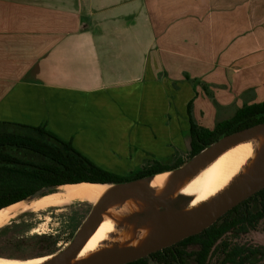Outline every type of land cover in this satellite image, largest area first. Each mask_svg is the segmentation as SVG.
Masks as SVG:
<instances>
[{"label":"crops","instance_id":"1","mask_svg":"<svg viewBox=\"0 0 264 264\" xmlns=\"http://www.w3.org/2000/svg\"><path fill=\"white\" fill-rule=\"evenodd\" d=\"M264 101V0H0V122L132 176ZM232 116H222L230 109Z\"/></svg>","mask_w":264,"mask_h":264},{"label":"trees","instance_id":"2","mask_svg":"<svg viewBox=\"0 0 264 264\" xmlns=\"http://www.w3.org/2000/svg\"><path fill=\"white\" fill-rule=\"evenodd\" d=\"M189 114L192 140L188 158L223 134L264 122V101L244 105L233 117L220 121L214 129H206L196 123L192 115V103L189 104ZM185 161L180 158L174 164L155 162L134 175L125 177L99 167L78 152L70 142L52 135L44 127L0 122V208L15 203L44 186L82 181H123L174 168ZM262 218L264 189L229 210L204 231L159 250L152 257L160 264H207L212 248L226 233L240 235V232L255 228ZM190 242L200 244V249L194 252L191 262L186 259L191 255L186 251ZM225 250L224 260H230L234 264H258L259 255L264 257V247L238 243L232 245L226 242ZM126 264H150V257Z\"/></svg>","mask_w":264,"mask_h":264},{"label":"water","instance_id":"3","mask_svg":"<svg viewBox=\"0 0 264 264\" xmlns=\"http://www.w3.org/2000/svg\"><path fill=\"white\" fill-rule=\"evenodd\" d=\"M263 131L264 122L229 134H223L216 141L206 145L205 148L190 157L183 164L153 174L123 181H82L41 187L27 197L8 205L19 204L20 207L8 218L3 227L12 223L19 216L27 212L25 207L31 202L47 195L61 193L62 186L66 184H79L83 182L98 184L103 186L105 191L97 202L92 203L89 200H76L90 204L91 209L77 228L69 243L59 251L33 258L48 256V259L40 264H126L140 258L150 257V264H160L152 257L153 253L204 231L229 210L258 191L264 189V146L257 157L254 167L248 171L239 184L213 201L191 211H181V207L189 201V198L171 197L168 193L151 190L146 185L149 179L156 174L168 171H175L178 177H186L195 172L204 162L212 159L226 147L249 135ZM126 197H130L138 202L149 201L150 205L149 208L143 212L119 219L117 222L118 225H134L142 229L152 227L154 229V238L149 242L129 248L116 247L114 249H103L91 256L76 261L79 252L106 220V211L108 208L125 200ZM76 201H72L71 203ZM3 208H0V210Z\"/></svg>","mask_w":264,"mask_h":264},{"label":"bare ground","instance_id":"4","mask_svg":"<svg viewBox=\"0 0 264 264\" xmlns=\"http://www.w3.org/2000/svg\"><path fill=\"white\" fill-rule=\"evenodd\" d=\"M263 146L264 131L257 132L226 147L186 177L181 178L175 171H168L152 176L146 185L151 190L168 193L171 197L189 198L181 207V211H191L213 201L239 184L254 167ZM104 191L103 186L88 182L66 184L62 186L61 193L34 200L25 209L40 211L76 200H89L95 203ZM149 205V201L138 202L126 197L125 200L108 208L106 220L79 252L76 261L103 249L129 248L151 241L154 238L152 227L142 229L134 225L119 226L117 223L119 219L147 210ZM19 207V204H15L0 210V228ZM46 259L48 256L29 260L0 256V264H40Z\"/></svg>","mask_w":264,"mask_h":264},{"label":"rangeland","instance_id":"5","mask_svg":"<svg viewBox=\"0 0 264 264\" xmlns=\"http://www.w3.org/2000/svg\"><path fill=\"white\" fill-rule=\"evenodd\" d=\"M232 108L222 116H232ZM189 156V155H188ZM187 156V157H188ZM91 209L86 202L50 206L40 211H27L0 229L1 257L27 259L63 249ZM264 245V220L255 229L235 236L226 234L222 241ZM220 250H215L209 264H215ZM264 261V260H263Z\"/></svg>","mask_w":264,"mask_h":264},{"label":"flooded vegetation","instance_id":"6","mask_svg":"<svg viewBox=\"0 0 264 264\" xmlns=\"http://www.w3.org/2000/svg\"><path fill=\"white\" fill-rule=\"evenodd\" d=\"M136 178V177H135ZM129 180V179H128ZM253 196V195H252ZM245 201V200H244ZM226 214V213H225ZM224 214V215H225ZM263 220H264V218H262ZM262 219H260L259 220V222L262 220ZM258 222V223H259ZM257 223V224H258ZM257 224H256V226H257ZM256 226H255V228H256ZM255 228H251V229H255ZM249 231V230H248ZM247 231V232H248ZM247 232H240L241 234H244V233H247ZM228 233H231V232H228ZM228 233H226V234H228ZM225 234V235H226ZM232 234V233H231ZM240 234V235H241ZM196 235V234H195ZM224 235V236H225ZM234 235V234H233ZM223 236V237H224ZM235 236H239V235H235ZM190 237V236H189ZM223 237L221 238V239H219L218 241H217V243L214 245V247L212 248V250H211V252L209 253V256H208V258H207V264H209V260H210V258H211V256H212V254L215 252V250H220V252H219V257H218V260L216 261V263L215 264H234V262H232V261H230V260H228V261H225L224 259H225V252H227V250H225L224 251V243H226V242H228V241H222L221 242V240L223 239ZM188 238V237H187ZM186 239V238H185ZM184 240V239H183ZM183 240H181V241H183ZM181 241H179L178 243H180ZM178 243H175V244H178ZM228 243H230V244H236L237 242H235V243H231V242H228ZM175 244H173V245H175ZM238 244H246L247 246H253V247H264V245H253V244H250V243H238ZM172 246V245H171ZM200 249V244L199 243H195V242H190V243H188L187 244V247H186V251L187 252H189L191 255L189 256V257H187L186 259L189 261V262H191L192 261V259H193V257H194V252L195 251H198ZM264 260V257L262 258V255H259V257H258V264H261L262 262H264L263 261Z\"/></svg>","mask_w":264,"mask_h":264}]
</instances>
